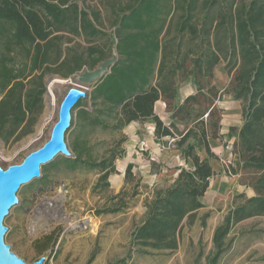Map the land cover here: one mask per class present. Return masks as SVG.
Here are the masks:
<instances>
[{"label":"trees","instance_id":"16d2710c","mask_svg":"<svg viewBox=\"0 0 264 264\" xmlns=\"http://www.w3.org/2000/svg\"><path fill=\"white\" fill-rule=\"evenodd\" d=\"M132 1L116 10L113 43L118 59L95 83L91 97L100 101L102 113L116 111L118 127L150 120L158 138L179 137L177 147L192 161L171 185L156 189L146 200V217L132 233V246L141 253L176 250L183 226L193 224L204 206L201 198L216 175L210 160L216 157L211 138L219 136L223 116L217 105L222 93L214 83L215 71L226 61L227 92L243 102V124L234 153L240 156L242 172L252 173L249 185L254 195L231 209L216 229L207 264H219L232 225L264 215V0H251L235 12L220 13V18L206 13L200 23L196 20L200 0ZM205 6L209 8L206 2ZM102 26L101 12L88 0H0L1 140L16 142L33 131L44 106L48 75L68 78L108 58L106 47L97 44L108 38ZM181 34L190 35L186 43L200 41L185 47ZM189 77L194 78L197 91L175 105L179 86ZM160 99L173 118L192 119L186 130L175 122L165 124L156 114ZM205 116L214 119L210 126ZM191 137L196 144L188 143ZM199 148L205 150V157ZM116 158L112 153L88 163L101 172L99 182L106 186L116 171ZM125 176L127 181L132 179V164ZM51 242L48 237L38 251H45Z\"/></svg>","mask_w":264,"mask_h":264},{"label":"rangeland","instance_id":"374dc122","mask_svg":"<svg viewBox=\"0 0 264 264\" xmlns=\"http://www.w3.org/2000/svg\"><path fill=\"white\" fill-rule=\"evenodd\" d=\"M250 1L200 0L196 20L200 23L206 13L220 18V13L235 12L242 5H249ZM88 2L94 10L101 12L103 30L110 37L97 40V44L106 47L108 58L118 56L113 43L116 10L133 1ZM180 13L181 10L175 12L172 27H175ZM172 34H175L174 28ZM180 39L185 47L191 44L195 47L200 41L195 39L186 43L190 35L182 34ZM76 40L88 45L83 38ZM217 68L224 71L223 79L217 83L222 93L219 101L227 107L226 118L238 127L243 117L235 108H229L232 98L238 99L232 92H227L230 76L226 71V61ZM82 72L84 70L68 78L48 75L44 106L33 131L16 142L5 143L0 139V165L6 168L20 163L49 139L68 89L78 86L86 90V96L80 98L82 103L72 109L71 125L65 133L69 154L59 153L41 166L39 177L21 186L18 192L20 202L4 221L9 228L5 234L6 243L28 262L45 256L43 264H207L214 250L216 229L231 209L254 195L249 185L252 173L242 172L240 167H235L234 171L233 160L229 159L231 161L226 163L215 153L216 157L210 160L216 175L201 198L204 206L198 211L195 222L183 226L179 247L174 251L138 252L132 246V233L146 217V200L156 189L169 185L166 181L160 184L156 178L160 163L154 148L160 147L161 143L156 145L155 127L152 121L146 120L132 126L134 132L139 131L140 140L130 146L128 126H117L116 111L101 112L102 104L91 97L98 80L90 84L81 83L79 74ZM58 78L64 82L52 86L51 83ZM98 119L102 122L98 123ZM204 119L209 126L214 121L207 116ZM183 122L186 127L182 130H186L192 119ZM237 130L230 132L229 139L237 135ZM176 140H173L174 144ZM169 141L165 142L172 143V140ZM189 142L197 143L193 137ZM211 144L213 147L219 144L218 138H211ZM198 150L202 157L206 156L205 150ZM112 153L117 154L116 171L110 174L109 185L106 186L99 182L101 172L90 168L88 163L102 160ZM187 160L189 165L191 159ZM129 164H132L133 177L127 181L125 173ZM207 213L209 216L204 219ZM48 237L52 240L51 244L45 251L39 252L38 247L45 244ZM224 247L219 264H264V215H254L234 223Z\"/></svg>","mask_w":264,"mask_h":264},{"label":"water","instance_id":"95a60500","mask_svg":"<svg viewBox=\"0 0 264 264\" xmlns=\"http://www.w3.org/2000/svg\"><path fill=\"white\" fill-rule=\"evenodd\" d=\"M117 59L118 56L113 55L94 69H85L79 74V82L90 84L104 77ZM84 95L85 92L78 86L70 87L61 102L58 120L53 125L49 139L42 146L32 150L20 163L11 164L6 168L0 165V264H43L46 260L45 256H41L38 260L28 262L12 250L11 245L5 241V233L9 228L4 224V217L9 213L10 207L19 202V188L41 175L42 164L49 162L59 153H69L65 131L71 125L73 107Z\"/></svg>","mask_w":264,"mask_h":264},{"label":"crops","instance_id":"0c3cea01","mask_svg":"<svg viewBox=\"0 0 264 264\" xmlns=\"http://www.w3.org/2000/svg\"><path fill=\"white\" fill-rule=\"evenodd\" d=\"M223 77H224V71L217 68L215 71V78H214V83L216 86H217L218 80L223 79ZM196 91H197V85L194 82V78L189 77L186 81H184L180 84L179 90H178V95H177L176 100H175V105L182 104L184 99L187 96L195 93ZM228 103H229V101H228ZM230 103L232 104V106H229V108L230 107L235 108L236 111L241 112V114H242L243 102L241 99L234 100V98H232V101ZM217 105L223 110V116H222V119L220 122L221 127H220V131H219V136L216 137V138H218L219 144H215L216 146H214V147L212 146L213 144H211L212 150L214 151V153L218 154L223 159L224 162L233 160V168H235V167L239 168L241 166V160H240V156L238 154L234 153V145H235V142L238 140L239 129L241 128L243 121H242L240 126L236 127V125L231 123L230 120L226 118V116L228 115V112L226 111L227 107L224 105V103L218 100ZM155 112L157 115L160 116V118L167 125L170 124L171 122H175L176 125L181 130H182V128L186 127L183 120L173 118V116H172L173 112L168 110L165 101L162 99H160L156 102ZM242 117H243V115H242ZM139 122H142V121H140V120L132 121L126 125V127L128 126V130L130 133L129 141H128L130 146L137 143L140 140L138 137L139 131L134 132V130L132 129V126H135V125L138 126ZM152 125L155 127L154 123H152ZM235 127L238 129L237 130L238 133L236 136L233 135L232 139H229L230 138V132H232L231 129L235 128ZM153 135L157 139V141H155L156 145L161 143L160 144L161 146L159 145L160 147L154 148L155 152L158 153V158H159L158 162L160 163V168H159L158 174L156 175V178L161 182L160 184H162L163 182L166 181L169 185H171L175 181L176 177L178 176L179 171L183 167H189L192 164V161L189 165L187 164L188 160L184 156L182 149L178 148L177 145L174 144V142H173V140H175L174 137L166 136V137L158 138L154 133H153ZM166 140H170V141L172 140L171 141L172 143L168 144L165 142ZM128 154H130V153H128ZM229 159H231V160H229ZM119 170L120 169H118V171ZM120 171L122 172V170H120ZM211 181H212V179H211ZM169 185L163 186L162 188H166Z\"/></svg>","mask_w":264,"mask_h":264},{"label":"bare ground","instance_id":"6f19581e","mask_svg":"<svg viewBox=\"0 0 264 264\" xmlns=\"http://www.w3.org/2000/svg\"><path fill=\"white\" fill-rule=\"evenodd\" d=\"M62 82H64V80L58 78V79H55V80L51 83V85L53 86L54 84L62 83ZM69 127H70V126H69ZM69 127H68V128H69ZM68 128L66 129V131L68 130ZM66 131H65V133H66ZM63 154H67V153H63ZM68 154H69V153H68ZM51 160H52V159H51ZM51 160H50V161H51ZM50 161H49V162H50ZM47 163H48V162H47ZM45 164H46V163H45ZM42 165H43V164H42ZM42 165H41V166H42ZM36 177H39V176H36ZM31 180H32V179H31ZM31 180H30V181H31ZM30 181H29V182H30ZM29 182H28V183H29ZM20 189H21V187L19 188V190H20ZM19 190L17 191V195H18ZM18 197H19V195H18ZM19 202H20V198H19ZM19 202L15 203L14 205H12V206L10 207V209H9V213H10L11 209H12L13 207H15ZM9 213H8L7 215H9ZM7 215H5V217H4V221H5L6 217H7ZM6 233H7V232H6ZM6 233H5V234H6Z\"/></svg>","mask_w":264,"mask_h":264},{"label":"built area","instance_id":"2783aa9c","mask_svg":"<svg viewBox=\"0 0 264 264\" xmlns=\"http://www.w3.org/2000/svg\"><path fill=\"white\" fill-rule=\"evenodd\" d=\"M80 89H82V90L85 92V95L83 96V97H85V96H86V90H85V89H83V88H80Z\"/></svg>","mask_w":264,"mask_h":264}]
</instances>
